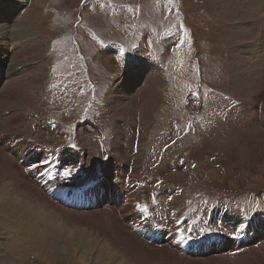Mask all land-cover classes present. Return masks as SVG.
Wrapping results in <instances>:
<instances>
[{
  "label": "rangeland",
  "instance_id": "rangeland-1",
  "mask_svg": "<svg viewBox=\"0 0 264 264\" xmlns=\"http://www.w3.org/2000/svg\"><path fill=\"white\" fill-rule=\"evenodd\" d=\"M240 1L248 2L245 18L233 16L224 0H0V92L12 83L10 109L0 117V139L21 136L2 148L3 165L13 159L19 167V150L27 143L76 153L85 166L54 179L67 187L98 179L100 207H106L105 195L116 182L102 176L116 172L107 139L113 121L122 126L131 120L141 131L142 141L134 144L141 166L136 172L123 168L130 183L123 186L127 202L135 196L148 210H171L166 235L171 241V233L179 231L174 237L181 242L152 249H168L195 262L225 258L228 264H264V0ZM25 29L34 37L23 45L13 36ZM16 70L21 72L8 75ZM137 75L144 85L135 83L131 100L122 98L125 106L117 112L116 95ZM146 95L149 104L142 103ZM11 116L25 118L22 131L4 130L10 129L6 119ZM124 136L119 141L126 148ZM125 155L135 157L129 150ZM39 166L44 171L47 161ZM16 172L7 176L21 182ZM26 176L37 177L31 170ZM47 194L60 202L52 191ZM233 215L241 216L243 225L232 226L227 219ZM0 224V264H49L29 240ZM106 225L114 236L117 227ZM237 233L239 238L245 233L243 243L249 245L241 240L230 255L219 244V252L205 259L202 245L194 246L207 239L217 244L226 236L225 250L234 251L229 239ZM240 253L247 261L236 260ZM71 259L55 264H83ZM84 264H93L92 258Z\"/></svg>",
  "mask_w": 264,
  "mask_h": 264
},
{
  "label": "bare ground",
  "instance_id": "bare-ground-1",
  "mask_svg": "<svg viewBox=\"0 0 264 264\" xmlns=\"http://www.w3.org/2000/svg\"><path fill=\"white\" fill-rule=\"evenodd\" d=\"M251 1L254 2L255 4L256 2L258 3V0H251ZM241 3L242 2L240 0H224V5L226 6V8L231 9L232 13H234L232 14L233 16L245 18L246 17L245 15L248 11L247 8L248 2H246L245 4L244 3L241 4ZM19 29L22 28L19 27ZM21 32H25V33H19L13 36V38L15 41H19V42L22 41L23 45H26L28 43V38L34 36L30 30L26 31L25 29V31L21 30ZM2 43L3 40L1 39L0 46H2ZM28 48H30V46ZM23 65H27V63ZM18 72H19L18 70H16V72L10 71L8 75L11 76L13 73H18ZM140 77L141 76L138 75L133 76L128 79V82H126L125 84L123 83L122 85L123 90L121 89L122 90L121 94L118 92V95H116V103L119 106L117 107L116 105L117 112L120 111L121 108H124L125 103H123V100H129V95L132 92V91L130 92V90L133 89L135 83L137 84L138 82L142 84L145 83V79H143L142 77L141 80H139ZM1 79H3V76L1 77ZM152 80H155V78L153 77ZM5 85L6 86L4 87V89H2L3 91L0 92V117L4 112L6 113V111L10 109L9 107H7L6 104L8 101H11L12 99L11 98L12 95L9 92L12 88L11 79ZM148 101L149 98L146 95L144 101L141 102L144 104H149ZM148 112H149L148 109L143 112L141 116L142 120L144 121L147 120ZM249 114L250 112H248L246 115L243 116H249ZM24 119L25 118L22 117L19 118L18 116L17 117L11 116L10 118L6 119V122L10 123L11 125L8 123L7 124L10 125L11 127L6 126L10 129L4 128V130L6 132L9 131V133L12 131H18V132L19 130L22 131L24 125L23 123H21V121H24ZM128 122L130 123L123 122L124 124L120 126L117 120L113 121L114 131L110 139H107V142L110 141L108 145L109 157L110 156L114 157V161L111 160L110 166L115 164L114 167L116 169V172L109 174L106 171V173H104L102 176H104L107 181L116 178V182L114 184L115 185L114 190L108 192L107 197H106L107 194L105 195V198L108 199L106 207H100V202H99L100 198L98 196V189H97L98 179H94L96 180L94 185H88L93 180V179L91 180L88 179L89 183L84 184V186L82 187L79 185L78 187L77 186L67 187L66 185L63 186L59 180L54 179L56 174L59 172L61 175H63V173H65L66 170L70 169L72 172L77 170V168L79 167L85 166V162L83 161V159L80 158L81 160L79 161L76 156V153L75 155L70 156L66 154V152L62 149L49 151L47 148L41 147L39 145L34 146L30 143H27L21 146L20 144L21 147L19 151L22 154V157L20 158L22 162L21 161H20L21 163L19 162V167L18 164L16 163L17 161L13 159H12V162H14L13 164L10 162L9 159H7V162L10 164L9 166L8 164L3 165L2 163L3 161L0 160V204H1L0 221L1 223L2 224L5 223V226L9 228V229L7 228V230H10L11 234L13 233V234H17V236L19 235L18 237H20L21 240H29L30 244L28 245H32L33 249L38 254H40L39 257H41V259H43L45 263L48 262L49 264H55V262H57L58 260L68 261L71 258H76L79 263L81 262L83 264L85 263L87 258L88 259L92 258L93 264H228V260H226L225 258L224 259L218 258L208 261L202 260V262H195V261H188L190 258L188 260L183 259L185 257L184 255H182L184 256L183 258H179L176 256L175 254L176 252L175 253L169 252L168 249L167 250H165L164 248H163L164 250H158L154 248L152 249V247H163L170 243H174V244L181 243L178 240L176 241L178 236L176 239L174 237L175 235H178L179 231L177 232V234L176 232H172L173 233L171 235L172 239L171 241H169L170 237L168 238V235H166V231L171 230L170 221H169L171 219V217L169 219V215H171V210L169 211L165 209L163 213L162 210L158 208L147 210L146 212L142 211V208L145 205L141 204L140 200L138 201L137 197L135 199V196L133 200L127 202V192L123 191V186L125 184L130 185V183L128 182L129 179L123 173V168L125 166L126 167L124 168L125 170H131L133 172L140 170V166H141L140 155L136 153L134 144L138 142L140 143L142 141V138L140 136L141 131L136 127L137 125L134 126L131 120H128ZM123 131L126 133L127 150L125 148V145L123 147V145L120 142L122 140V136L125 135ZM133 133L139 134L140 138L136 139L135 135H134L135 137L133 138ZM19 137L21 138V136L20 135L17 136V134H15L13 137H10L9 134V136H7L6 139L5 138L0 139V156L3 154L2 148L10 147L11 145H14L12 138L19 139ZM107 138H109V136ZM9 140H12V142ZM94 149L93 151H95ZM98 149L101 152L102 147L100 146ZM79 150L81 151L83 150V152L86 155V151H87L86 149L79 148ZM128 150L131 151V154L135 156L131 158V160L128 159V156L125 155V153ZM43 160L47 161V167L44 171H41V167L39 166V163H41V161ZM113 162L115 163L113 164ZM27 167L29 168L27 169ZM30 170L31 172L34 171L37 176L35 179H32L30 176H28V180H30L31 182H29L26 179L27 178L26 175H29ZM14 171L15 172L19 171V174L17 175H21L23 177V180L21 182L17 180L15 177L12 179L8 178L7 175L8 174L13 175ZM22 172L24 173V176L26 178H24ZM41 172H43V175L40 174ZM99 175L101 176V173ZM50 180L54 182L53 185L48 184ZM55 184L59 188L56 187ZM138 186L139 185H136V187ZM40 189L46 192H42V190ZM50 191L54 193L57 199L59 200L61 199L63 204L53 201L47 194V192ZM72 191H76V192H72ZM130 191L132 192V190ZM165 194L166 193H164L162 196H164ZM73 203L75 204V206H72ZM118 204L123 205L125 209L119 210L115 208ZM133 210L139 211L141 214L133 218V216L129 215V214H134ZM79 212L82 215L78 214ZM122 212H125V214L128 213V215L121 216ZM185 216L186 214L183 215L181 218H185ZM237 216L234 215V218L230 216L229 219H227L231 221L232 226L234 224H237L238 226L240 224L243 225V222L241 221V216L238 217ZM149 218L151 219L150 224L148 223ZM179 221H180L179 219H176L175 222H179ZM106 222H109L113 226L117 227V233H115L114 236L110 233L111 230L109 229L110 226L107 227ZM72 225L76 227L79 226L81 228L78 227L73 228ZM226 225H228L227 222ZM74 230H77V232ZM200 230L201 229L199 228L198 233H200ZM232 230H234L233 227ZM135 232H140L142 236H138L139 237L138 238ZM198 233L197 234H195V232L192 233L193 240L198 235ZM239 234L236 237L232 236L233 238L232 241L231 239H229L230 243L232 242L231 243L232 246L230 249H234V251L230 250L227 252L225 250L226 236L220 241V243L218 242L217 244H213L212 242L214 241H212L211 239L210 240L207 239L205 241H198L194 246L198 248L200 244L202 245L201 250H202V254H205L204 255L205 259L209 257H213L212 255H215V253L219 252L217 250L219 249L220 245L221 248H223L225 254L230 255L236 252L239 245H241V240L243 243V237L245 233L242 234L243 236L241 238H239L240 236ZM23 236L24 238H22ZM179 236L182 237V234ZM183 244L185 245L187 244V242H184ZM243 244L245 246H248L249 242L246 241ZM184 245H180L178 248V252L180 254H182L183 252ZM236 247L237 249L235 250ZM245 254L246 253H240L239 255H237L236 260L239 262L247 261L248 258L246 257L247 255ZM192 256H194V254Z\"/></svg>",
  "mask_w": 264,
  "mask_h": 264
},
{
  "label": "snow or ice",
  "instance_id": "snow-or-ice-1",
  "mask_svg": "<svg viewBox=\"0 0 264 264\" xmlns=\"http://www.w3.org/2000/svg\"><path fill=\"white\" fill-rule=\"evenodd\" d=\"M182 44H183V42L181 41V42H179V44H178V47L179 46H182ZM71 174V170L69 169V170H66L65 171V173H64V175L67 177V176H69ZM148 209H147V206L145 205L143 208H142V211H147Z\"/></svg>",
  "mask_w": 264,
  "mask_h": 264
},
{
  "label": "crops",
  "instance_id": "crops-1",
  "mask_svg": "<svg viewBox=\"0 0 264 264\" xmlns=\"http://www.w3.org/2000/svg\"><path fill=\"white\" fill-rule=\"evenodd\" d=\"M238 217V216H237ZM232 218H234V215L232 216Z\"/></svg>",
  "mask_w": 264,
  "mask_h": 264
}]
</instances>
